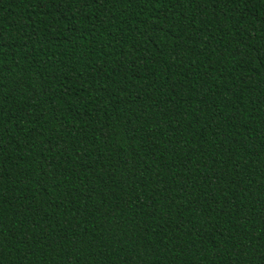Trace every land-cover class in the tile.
Returning a JSON list of instances; mask_svg holds the SVG:
<instances>
[{
	"label": "trees",
	"instance_id": "trees-1",
	"mask_svg": "<svg viewBox=\"0 0 264 264\" xmlns=\"http://www.w3.org/2000/svg\"><path fill=\"white\" fill-rule=\"evenodd\" d=\"M0 264H264V0H0Z\"/></svg>",
	"mask_w": 264,
	"mask_h": 264
}]
</instances>
